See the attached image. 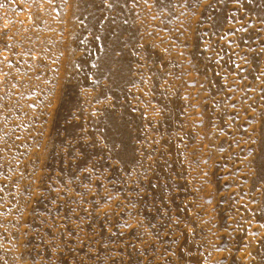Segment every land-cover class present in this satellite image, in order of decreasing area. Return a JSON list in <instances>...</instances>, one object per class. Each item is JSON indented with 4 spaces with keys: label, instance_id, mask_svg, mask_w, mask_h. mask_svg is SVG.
Segmentation results:
<instances>
[{
    "label": "rangeland",
    "instance_id": "obj_1",
    "mask_svg": "<svg viewBox=\"0 0 264 264\" xmlns=\"http://www.w3.org/2000/svg\"><path fill=\"white\" fill-rule=\"evenodd\" d=\"M0 264H264V0H0Z\"/></svg>",
    "mask_w": 264,
    "mask_h": 264
}]
</instances>
